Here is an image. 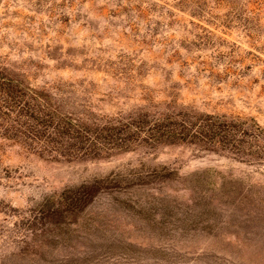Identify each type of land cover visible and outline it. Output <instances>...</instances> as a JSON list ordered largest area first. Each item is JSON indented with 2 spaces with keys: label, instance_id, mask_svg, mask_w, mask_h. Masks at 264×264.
Wrapping results in <instances>:
<instances>
[{
  "label": "rangeland",
  "instance_id": "rangeland-1",
  "mask_svg": "<svg viewBox=\"0 0 264 264\" xmlns=\"http://www.w3.org/2000/svg\"><path fill=\"white\" fill-rule=\"evenodd\" d=\"M0 264H264V0H0Z\"/></svg>",
  "mask_w": 264,
  "mask_h": 264
}]
</instances>
